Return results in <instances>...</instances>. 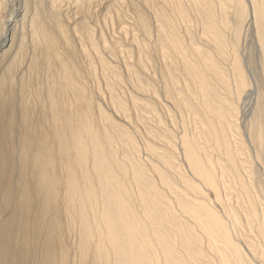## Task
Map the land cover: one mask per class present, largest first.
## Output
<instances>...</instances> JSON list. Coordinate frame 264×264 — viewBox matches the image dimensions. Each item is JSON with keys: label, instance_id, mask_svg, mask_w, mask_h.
I'll list each match as a JSON object with an SVG mask.
<instances>
[{"label": "rangeland", "instance_id": "rangeland-1", "mask_svg": "<svg viewBox=\"0 0 264 264\" xmlns=\"http://www.w3.org/2000/svg\"><path fill=\"white\" fill-rule=\"evenodd\" d=\"M151 1L0 0V182L10 176L11 187L14 189V185L21 184L24 179L22 175L25 170L21 166L26 154L24 147L26 144L31 145L29 139L34 136L29 130L30 126L24 123L32 114L25 106L30 104L31 110L35 107L39 112L38 108L44 107L47 104L45 102H48L43 100V93L46 90L48 93L49 90L44 86L47 84L49 87L51 82L53 85L54 79L51 80V77L55 75V78L58 75L65 78L67 76L68 85L73 86L71 88L72 94L76 96V104L83 109L80 111V108H76L79 111L76 112V117L79 119L75 122V127L80 131L83 128L81 132H76L75 138H82L83 129L89 125L87 122L90 120L91 127L88 126V129L97 126L100 131L94 132V137L90 135L92 138L89 136L88 141L98 139L99 144L107 147L102 149L98 145V148L97 141L93 140L91 143L94 146L91 148L93 144L88 142V148L93 150L91 159L88 155L87 167L96 176V182L93 180L95 184L92 187L90 183L89 189L90 194L96 197H92L95 202L93 204L98 205L99 219L96 227L111 228L116 264H132L133 261L127 228L132 230V239L142 238L152 248L156 247L151 240L152 235L154 238L157 236L162 243L168 241L173 250V258L169 264H183L180 260L182 258H186L190 264H230V261L223 263L218 256L226 254L223 245H220L223 244L222 239L216 238V234L205 227L207 223L204 220L208 222L210 217L201 210L203 203L227 225L233 243L242 251L241 264H246L243 258L247 259L248 264H254V259L255 264H264V12L261 10H264V2L213 0V3L212 0H204L200 4L195 2L193 11L196 15H192V11L188 12L189 15L186 13V1H189V5L193 1ZM14 18L15 22H8ZM35 42H45L50 48L45 44V49L40 47L39 51L43 49L40 53ZM45 52H48V59ZM17 54L20 55L21 64L17 73H14V81L8 91L4 85L6 68ZM39 54L44 57L40 55V58ZM60 54L62 58L58 56ZM52 57V61H56L52 62ZM62 69L65 71L61 72ZM25 70L26 79L20 82ZM72 77L75 80L79 77L80 81L85 82L81 83L78 79L77 82L74 80L73 85V79H70ZM84 86L86 97L91 95L87 99H82L84 94L81 98ZM38 96L41 98L38 99ZM90 109H93L92 115ZM41 111L39 114H42ZM34 117L40 127V118L36 115ZM20 124L24 129L19 128ZM79 124L82 126H78ZM215 128H219V133ZM216 137L225 142L216 140ZM77 140L74 139V144L80 146L74 148L73 145L74 150H71V155L65 154L62 165H68L72 159L76 163L75 167L83 171L86 167L79 168V165H85L81 151L85 143L78 140V144ZM183 141L194 143L192 145L198 150L200 160L208 163L211 174L218 180L219 186L221 184L220 188L224 187V191L221 189L222 202H218L214 193L195 175L187 161L188 156L185 157L188 155V145L186 144L185 149ZM100 149L105 150L104 152L107 150L111 156L106 153L108 159L102 158L104 152ZM225 149L226 152H223ZM74 151L75 160L72 156ZM37 156V153L32 155L33 158ZM109 159H112V164ZM65 160L69 162L65 164ZM113 163L118 175L114 173ZM64 165L61 168L64 172L60 170L63 182L60 188L64 191V197L57 194L55 202L59 211H63L58 232H64L69 224L71 227L73 220L77 222L75 220L76 215L77 220L80 216V207L84 206L83 209L86 210V204L82 200L84 196H81L87 195L86 188L80 184L78 188L74 180L68 183L69 175L67 166ZM42 169L39 168L41 171L37 177L39 187H45L46 184L45 170ZM1 171L9 176H1ZM6 181L3 184L5 190L0 191L1 195L4 192L5 197L9 190H6L9 187ZM200 187H203L204 190L201 189L204 194ZM196 189L197 192H202L201 195L195 192ZM72 193L78 194V201L73 198ZM119 195L126 196V199L122 200L123 197ZM4 196L1 198L5 201ZM42 198V209L46 208L45 215L48 194L44 192ZM72 199L77 202L78 210L76 215L71 216L72 220L69 216L68 222L71 223L67 226L68 218H64V215L69 214ZM130 199L133 202L128 206L127 201ZM224 203L236 214L235 231L230 228L224 215ZM212 205L214 209L211 208ZM85 210L81 211L78 220L79 224H86L82 234L78 235L81 237L78 239V246L83 247L82 237L87 246L92 242L96 247L95 264H103L108 257L107 248L103 237L95 238V232L88 225ZM249 211L255 212L254 217ZM79 252L82 256L83 249H79ZM145 256L147 264L150 252L147 251ZM91 260L89 263L94 264ZM48 262L49 260L44 264Z\"/></svg>", "mask_w": 264, "mask_h": 264}, {"label": "bare ground", "instance_id": "bare-ground-1", "mask_svg": "<svg viewBox=\"0 0 264 264\" xmlns=\"http://www.w3.org/2000/svg\"><path fill=\"white\" fill-rule=\"evenodd\" d=\"M193 1V4L191 3V5H189V1H186V13L188 12H191L192 11V15L196 13L193 11L194 10V3L196 2V4H200V3H203L205 2L204 0H190V2ZM215 1V0H214ZM214 1L212 0V2L214 3ZM218 2H220L219 0H217ZM223 1V0H222ZM150 2H152L150 0ZM234 2V0H233ZM243 2V0H242ZM241 2V3H242ZM264 2V0H263ZM177 3V2H176ZM257 3V2H255ZM207 4V3H206ZM216 4H218L216 2ZM198 6V5H197ZM203 7V6H202ZM256 7V5H255ZM205 8V7H203ZM257 10L258 9V6H257ZM263 12L264 10L261 9ZM259 10V12L261 11ZM20 12V11H19ZM194 12V13H193ZM255 13V12H254ZM190 15V13H188ZM194 15V16H195ZM187 21V20H186ZM9 23H12V22H15V18L14 20L10 19L8 21ZM36 33V32H35ZM35 35V34H34ZM42 35V34H41ZM40 35V36H41ZM6 36V35H5ZM36 36V35H35ZM45 36V35H44ZM39 37V36H38ZM42 39H44L45 41V38L43 37L42 35ZM47 40V39H46ZM36 41V40H35ZM48 41V40H47ZM38 42V40H37ZM35 42V44L37 43ZM46 42V41H45ZM45 42H42L41 43H37L38 44V51L40 50V47H44L45 49ZM49 42V41H48ZM50 43V42H49ZM34 44V45H35ZM33 45V46H34ZM47 45V44H46ZM51 45V44H50ZM37 46V45H36ZM35 46V47H36ZM48 48L49 47V44L47 45ZM55 46V45H54ZM54 46H51V47H54ZM34 47V48H35ZM47 48V47H46ZM47 48V49H48ZM5 49V48H4ZM55 49V48H54ZM22 51L24 50L23 48L21 49ZM36 50V48H35ZM33 50V51H35ZM49 50V49H48ZM46 50V51H48ZM59 50V49H58ZM56 49V51H58ZM5 51V50H4ZM25 51V50H24ZM52 52V50H50ZM49 51V52H50ZM55 51V50H54ZM36 52V51H35ZM40 53L43 52V49L42 51H39ZM50 52V53H51ZM4 53V52H3ZM17 53V51H16ZM20 53V52H19ZM24 53V52H23ZM46 54H44L45 56L47 55L48 52H45ZM49 53V54H50ZM54 54H56L55 52H52ZM60 53V52H59ZM21 54V53H20ZM34 54V53H33ZM58 54V53H57ZM41 54H39V57H40ZM44 55L42 57H44ZM23 56V55H22ZM32 56V55H30ZM50 56V55H49ZM54 56V55H52ZM57 56V55H56ZM55 56V57H56ZM61 57V54L58 55ZM29 57V56H28ZM40 57V58H42ZM59 57V58H60ZM24 58V57H23ZM31 58V57H30ZM37 59V57H34ZM32 58V59H34ZM38 58V60L40 59ZM47 58V56H46ZM45 58V60H46ZM54 57L51 58V61ZM58 58V57H57ZM62 58V57H61ZM22 59V58H21ZM27 59V58H26ZM35 59V60H36ZM44 59V58H43ZM48 59V58H47ZM56 59V58H55ZM34 60V61H35ZM63 60V59H62ZM33 61V60H32ZM37 61V60H36ZM44 61V60H43ZM48 61V60H47ZM50 61V62H51ZM53 61H56V60H53ZM52 61V62H53ZM42 62V61H41ZM40 62V63H41ZM51 62V63H52ZM64 62V60L62 61ZM43 63V62H42ZM49 63V61L47 62ZM56 63V62H55ZM21 64L20 62V55L17 54L14 59L11 61V63L9 64V66L6 68V73H5V77H4V85L8 88V91H9V87L11 86V84H13L12 82L14 81V73L17 71L18 69V66ZM25 64V63H24ZM44 64V63H43ZM53 64V63H52ZM60 64V63H59ZM64 64L65 66V63H62ZM100 64H101V61H100ZM41 65V64H40ZM47 65V64H46ZM50 65V63H49ZM56 65V64H55ZM48 66V65H47ZM22 67V66H21ZM28 67L30 68V66L28 65ZM53 67V65H52ZM58 67H60L58 65ZM24 68V67H23ZM28 68V70H29ZM66 68V67H65ZM20 69V68H19ZM48 69V68H47ZM61 69V68H60ZM19 71V70H18ZM31 72V70H29ZM28 71V73H29ZM60 71V70H59ZM62 71H65V70H61ZM24 72V71H22ZM20 72V73H22ZM47 72V71H46ZM45 72V73H46ZM52 72V70H51ZM55 72V71H54ZM60 72V73H61ZM17 73V72H16ZM56 73V72H55ZM71 73V72H70ZM68 73V76L69 74ZM74 73V72H73ZM72 73V74H73ZM26 74V70L25 72L23 73L22 75V78H21V81L20 82H24L25 81V75ZM71 74V75H72ZM29 75V74H28ZM49 74H47L48 76ZM56 76V75H55ZM55 76L51 77V80H53V85H52V82L49 81V83L51 82V85L49 87L47 86H44L45 89H48V93H46L45 91V94L43 93V100L46 99V101L48 102H45L47 104H45L44 107H40L38 108L39 109V112L40 110H42V114H39L38 110L34 109L35 107V104H34V108L33 110H31V108L29 107V105H24L25 102H23V106H25L28 111H32V114H30L29 116V119L28 121L26 120L24 123L28 126H30V132L33 133V137H30V141H31V145L30 146H27L28 144L25 145L24 149H25V152L26 154H24V157H23V163H21V166L23 167L22 170H25V174H21L23 176L24 179H22L21 181V184H15L14 185V189H12L11 186L12 185V178L9 176V178H4L2 181V183L0 182V184H2L0 186V191L3 189L5 190V188L3 187L4 185V182L6 181L9 185V187H7L6 190H8L7 194H6V197L4 196V192H3V196L5 198V201L2 197V195L0 194V199H2V201H0V264H44L46 263V261L49 260L48 264H91L89 263L90 259H92L94 261V256L96 254V247L95 245L92 244V242L90 244H86V242L84 241L83 237H82V244H83V247L82 248H79L78 246V235L79 233L82 234V230L85 228V225L86 224H82V223H78V220L81 216V211H84L85 209H83V207L80 211V216H78V220H77V215H76V211L78 210L77 209V202L71 201L70 199V204H69V211L68 212L69 214H67L65 211V214L68 215H64L65 217L64 218H68L66 219V221L68 222L69 220V216H74V214L76 215V220L77 222H74V220L72 221L73 224L72 226L70 227V224L71 223L70 221L67 223V226L69 224V227H65L64 229V232L63 230H61L60 232H58V227L59 226V223L60 220L62 221L61 217L63 216L61 214V212L63 211H59V206L56 207L55 206V202H56V197H57V194H62L64 191L60 188V184L62 182V179H61V176H60V173H62L60 170H64V169H61L62 166V162L64 161V156L65 154H68V155H71L72 151L71 150H74L73 149V145L74 148L77 146V144H74V139H78V140H83L81 141L84 145L82 146L83 149L81 151H83V156H82V159L84 160L83 164L85 165H82V163H80L79 165V168L81 166H84L86 168L82 169L83 171H80L79 169H77L75 166H76V163L75 161H72V159L70 160L71 163H68L69 161L68 160H65V164L66 162L68 163V165H64L67 166L66 168V171L69 175V180H68V183H70L71 180H74V182L76 183L77 187L79 186V184L82 186H84L86 188V193L87 195L85 196L84 194L81 195V196H84L82 200H84L85 204H86V210H85V213H86V216H87V222H88V225L89 227L91 228L92 231L95 232V238L96 239H99L101 237H103V243H105V246L107 248V252H108V257H107V260L105 262H103V264H116L115 263V252H114V240H113V234H112V231H111V228L109 226L107 227H104V226H101L99 229L96 227V223L99 219V216H98V205L96 207L95 202L94 201V196H92V193L90 194V183L93 187V185L95 184L96 182V176L93 175V170L92 169H89L88 166V158L90 156V159L92 158L91 157V153H92V150L91 148L94 146L93 143V140H96V139H93L90 141V137L91 136H95V133L98 129L93 126L92 129H88V126H90V120L87 122L89 125H87L86 127H84L83 129V135L81 137L82 138H78L79 136L76 137V132L80 131V130H77L76 129V123L78 121L79 118H77L76 116V108H80L78 110H83L81 109L80 106H78V104H76V101H75V94H72L73 93V89L71 87L73 86H70L68 85L69 83L67 82V76L66 78L64 76H60L58 75L59 77L55 78ZM72 76H75V75H72ZM17 77V76H16ZM15 77V78H16ZM21 77V76H20ZM24 77V78H23ZM33 77L32 75L30 76V78ZM44 77V76H43ZM46 77V75H45ZM77 77V75L75 76ZM74 77V78H75ZM28 78V77H27ZM30 78H29V81H30ZM49 78V76H48ZM73 77L70 78L71 80L73 79L72 81V84L74 85L73 82H75L76 80L79 79L80 81V78L78 77L76 80L74 79ZM32 79V78H31ZM36 79V77H34V80ZM69 79V80H70ZM40 80V78H39ZM46 80L47 82V79H44ZM75 80V81H74ZM82 80V79H81ZM28 81V80H27ZM42 81V79H41ZM40 81V82H41ZM39 82V83H40ZM77 82V81H76ZM81 83L82 82H85V81H80ZM29 83V82H28ZM38 83V82H37ZM80 83V84H81ZM27 84V83H26ZM36 84V82H34V85ZM79 84V83H78ZM21 84H19L20 86ZM24 85V84H23ZM29 85V84H28ZM38 85V84H37ZM42 85V84H41ZM45 85V84H43ZM77 85V83L75 84ZM83 85L86 86V84L83 83ZM25 86V85H24ZM27 86V85H26ZM80 87L82 85H79ZM78 86V87H79ZM83 88V91L81 93V98H82V94H84V98L82 99H87V96L86 97V90H85V87ZM88 86V85H87ZM2 87V85H1ZM28 87V86H27ZM31 87V86H30ZM40 87V86H39ZM75 87V86H74ZM79 87V88H80ZM26 88V87H25ZM32 88V87H31ZM19 89V88H18ZM43 89V88H42ZM10 90H11V87H10ZM27 90V89H26ZM30 90V89H29ZM33 90V89H32ZM37 90V89H36ZM44 90V89H43ZM82 90V88H81ZM13 91V89H12ZM32 92V91H31ZM44 92V91H43ZM80 92V91H79ZM19 93V91H18ZM23 93V92H21ZM40 93V92H39ZM77 93V92H76ZM8 94V92H7ZM33 94V92H32ZM103 94V93H102ZM9 95V94H8ZM18 95H21V94H18ZM30 95V94H29ZM28 94L26 95L27 97L29 96ZM23 96V95H22ZM33 96V95H32ZM37 96V95H36ZM42 96V95H41ZM75 96V97H74ZM91 96V95H90ZM89 96V97H90ZM30 97V96H29ZM39 97V96H38ZM34 98V97H33ZM36 98V97H35ZM41 97H39L38 99H40ZM22 99V97H21ZM25 99V98H24ZM91 99V98H90ZM93 99V97H92ZM32 100V99H31ZM37 100V98L35 99V101ZM42 100V101H43ZM78 100V99H77ZM28 101V100H27ZM34 101V102H35ZM91 101V100H89ZM93 101V100H92ZM31 102V101H30ZM83 102V101H82ZM88 102V101H87ZM20 103V101H19ZM41 103V102H40ZM80 103V102H79ZM89 103V102H88ZM39 104V103H38ZM84 104V103H83ZM85 104H87L85 102ZM90 104V103H89ZM88 104V105H89ZM37 105V103H36ZM40 105V104H39ZM38 106V105H37ZM88 109V107H87ZM86 109V110H87ZM25 111V109H23ZM85 110V111H86ZM91 110V109H90ZM89 110V111H90ZM93 110V109H92ZM90 111V114L93 112V111ZM98 110V108H97ZM88 111V110H87ZM79 112V111H78ZM77 112V113H78ZM99 112V111H98ZM24 113V112H22ZM84 113V112H83ZM89 113V112H88ZM101 113V112H100ZM80 114V113H79ZM89 114V115H90ZM99 114V113H98ZM103 115V113H101ZM25 115V113H24ZM34 115L38 116V118H40V127H38V122L35 120L36 117H34ZM85 115V113H84ZM92 115V114H91ZM90 115V116H91ZM82 116V115H81ZM87 116V115H86ZM98 116V115H97ZM96 116V117H97ZM22 117V116H21ZM24 118V116H23ZM84 118H86L84 116ZM100 118V117H99ZM25 119L26 118V115H25ZM24 119V120H25ZM77 119V120H76ZM88 116H87V120H88ZM91 119V118H90ZM85 120V119H84ZM37 122V123H36ZM98 122V121H96ZM95 122V123H96ZM23 123V124H24ZM86 123V124H87ZM91 123L92 120H91ZM24 124V126H25ZM78 124V123H77ZM82 126V124H79L78 126ZM95 125V124H94ZM98 125V124H96ZM99 126V125H98ZM20 127H23L19 126ZM101 127V126H100ZM83 128V127H82ZM82 128L81 131H82ZM96 130L94 131L93 129ZM99 128V127H98ZM24 129V127H23ZM79 129V128H78ZM216 129V128H215ZM214 129V130H215ZM218 129V133H219V128ZM216 129V130H217ZM77 130V131H76ZM215 130V131H216ZM80 131V132H81ZM100 131V130H98ZM22 132V131H21ZM29 132V133H30ZM104 130L102 131V134L104 135ZM214 132V131H213ZM221 132V130H220ZM100 135H101V132H99ZM99 133H96L99 134ZM22 134V133H21ZM94 134V135H93ZM213 134H217V133H213ZM91 135V136H90ZM102 135V136H103ZM90 136V137H89ZM101 137V136H100ZM92 138V137H91ZM103 138V137H102ZM101 138V139H102ZM105 138V136H104ZM219 138H220V135H219ZM219 138L216 137V140L218 141H221L219 140ZM222 138V137H221ZM21 140V139H20ZM77 142L76 143H80V142ZM100 140V139H99ZM105 140V139H104ZM189 140V139H187ZM22 141V140H21ZM97 141V146L98 145H101L100 147L103 149L104 148H107L106 146H102V144H99L100 142H98V139L96 140ZM102 141V140H101ZM190 141V140H189ZM224 141V140H223ZM223 141H221L223 143ZM90 142L91 143V148H88V145L87 143ZM95 142V141H94ZM185 143V145L183 146L185 148L186 144L188 145V147H186V151L188 155H185L188 156V159L187 161H189V163L191 164L192 168L194 169V173H196L195 175H197L198 177H200V179L203 181L204 184H206L207 188H209V191L213 192L214 195H215V198L216 200H218V202H222L221 201V189L222 191H224V187L223 188H220L219 186V183L216 181V179L213 177V175L211 174V171L210 169L208 168L207 164H205V162H202L200 160V157H199V153H198V150L195 149V147H193L192 144L194 143H189L187 141H183ZM225 142V141H224ZM2 143V142H1ZM7 143V142H5ZM27 143V142H26ZM218 143V142H217ZM216 143V144H217ZM89 144V143H88ZM225 144V143H224ZM104 145V143H103ZM3 146V144H2ZM80 145H78L77 147H79ZM96 146V147H97ZM224 146V145H222ZM17 147V146H15ZM99 148V146H98ZM183 148V149H184ZM227 148V147H226ZM81 149V148H80ZM100 149V150H102ZM222 150V148H220ZM224 149V147H223ZM77 150H79V148H77ZM90 150V151H88ZM227 149H225V151L223 152H226ZM103 152L105 150H102ZM101 151V152H102ZM21 152V151H20ZM75 152L74 151L73 153V158L75 157ZM88 152H90V154H88ZM102 152V153H103ZM22 153V152H21ZM20 153V154H21ZM35 153L38 154V156L36 158H33L32 155ZM79 153V152H78ZM81 153V152H80ZM107 150L106 152H104V154L102 155L103 157L102 158H105V159H108V156L107 155H110L107 153ZM229 153V152H228ZM19 154V155H20ZM23 154V153H22ZM21 154V155H22ZM89 155V156H88ZM228 155V154H226ZM230 157L233 156L231 154H229ZM111 156V155H110ZM109 158H112L110 157ZM22 157V156H21ZM67 157V156H66ZM71 157V156H70ZM69 157V158H70ZM77 157V155H76ZM84 157V158H83ZM107 157V158H106ZM227 157V156H226ZM234 157V156H233ZM232 157V158H233ZM228 158V157H227ZM63 159V160H62ZM68 159V158H67ZM22 160V158H21ZM75 160V158H74ZM82 160V161H83ZM103 160V159H102ZM231 160V159H229ZM228 160V161H229ZM106 161V160H105ZM112 161V159H109V162ZM104 162V161H103ZM107 162V165L110 166ZM105 163V162H104ZM188 163V162H187ZM10 164V163H9ZM110 164H112L110 162ZM114 164V163H113ZM211 165V163H209ZM74 165V166H73ZM115 166V164H114ZM190 166V167H191ZM5 167H7L5 165ZM43 168L42 170H45L44 171V174H45V178H46V184H45V187H39V183L37 181V177H38V174H39V168ZM210 167V166H209ZM112 168V166L110 167ZM211 168V167H210ZM114 169V168H113ZM1 170V169H0ZM3 170V169H2ZM9 170V169H8ZM21 170V171H22ZM115 174H119L117 173V169H116V166H115ZM12 171V169L10 170V172ZM19 171V172H21ZM95 171V170H94ZM192 171V170H190ZM3 174L1 176H7V175H4L6 172L4 170L1 171ZM23 172V171H22ZM64 172V171H63ZM9 173V172H8ZM12 174V172H11ZM41 174V173H40ZM234 174H237V173H234ZM15 174H13V177H14ZM25 175V176H24ZM21 176V178H22ZM43 176V175H42ZM215 176V175H214ZM238 176V175H236ZM235 176V178H236ZM16 177V176H15ZM20 177V176H19ZM41 177V176H40ZM119 177H122L119 176ZM124 177V176H123ZM2 178V177H1ZM18 178V177H17ZM17 178H16V181H17ZM42 178V177H41ZM125 178V177H124ZM234 178V179H235ZM43 179V178H42ZM123 179V178H122ZM1 180V179H0ZM44 180V179H43ZM93 180L95 182H93ZM125 180V179H124ZM195 180V179H193ZM19 181V179H18ZM236 181V180H235ZM45 182V181H43ZM197 182V181H196ZM243 183V182H242ZM63 184V182H62ZM73 184V183H71ZM236 184V183H235ZM38 185V186H37ZM44 185V183L42 184ZM70 185V184H69ZM126 186V184H124ZM123 185V186H124ZM192 185V184H190ZM197 185V184H196ZM72 186V185H71ZM63 188V186H61ZM127 187V186H126ZM192 187H194L192 185ZM248 187V186H247ZM67 188V187H66ZM70 188V187H69ZM68 188V189H69ZM79 188V187H78ZM83 188V189H85ZM123 188V190L125 191H128L127 189H125L124 187H121ZM128 188V187H127ZM203 189V187H200V189ZM205 188V187H204ZM64 189V188H63ZM199 189V190H200ZM199 192H197L198 189H196L195 192H197L199 195L204 194V189ZM211 189V190H210ZM243 189V188H242ZM250 189V187H249ZM45 190V191H43ZM72 190V188H71ZM75 190V189H74ZM97 190V189H96ZM122 190V189H120ZM195 190V189H194ZM63 191V192H62ZM77 191V190H76ZM46 192L48 194V199L46 201V205H48L47 207V213L45 212V215H44V211L46 208L42 209V205L44 206V198H42V194ZM66 192V191H65ZM78 192V191H77ZM82 192V191H81ZM249 192V191H247ZM251 192V191H250ZM68 193V192H67ZM85 193V192H83ZM120 194V191L118 192ZM128 193V192H127ZM125 193V195L127 194ZM245 193V191H244ZM243 193V194H244ZM70 195V193H68ZM73 194V198L75 200L78 201V194H75V193H72ZM129 194V193H128ZM206 194V193H205ZM227 194V193H226ZM248 194V193H247ZM64 194H62L63 196ZM80 195V194H79ZM94 195V194H93ZM124 195V193H123ZM198 195V196H199ZM241 195H242V192H241ZM46 196V195H45ZM66 196V195H65ZM68 196V195H67ZM122 200L127 196H121L119 195ZM129 196V195H128ZM131 196V195H130ZM129 196V197H130ZM207 196V195H205ZM246 196V195H245ZM248 196V195H247ZM64 197V196H63ZM71 197V196H69ZM94 197V198H92ZM208 197V196H207ZM244 197V196H243ZM133 198V197H132ZM131 198V199H132ZM251 198V197H250ZM60 199V198H59ZM64 199V198H63ZM126 199V198H125ZM130 199V201H127L128 202V206L131 205V202H133L132 200ZM202 199V197L200 198ZM249 199V197H248ZM12 200V201H11ZM46 200V199H45ZM80 200V198H79ZM207 200H209L207 198ZM242 200V199H241ZM245 200V199H244ZM63 201V200H62ZM205 201V199H204ZM225 201V199H224ZM248 201V200H246ZM251 201V199H250ZM68 202V201H67ZM124 202V201H123ZM126 202V203H127ZM210 202V200H209ZM215 202V200L213 201V203ZM253 202V201H252ZM62 203V202H61ZM65 203V202H63ZM79 203V202H78ZM97 203V202H96ZM125 203V202H124ZM212 202H210L211 204ZM243 203V202H242ZM247 203V202H246ZM245 203V204H246ZM254 203V202H253ZM201 204V203H200ZM221 204V203H220ZM249 204V202H248ZM63 205V204H62ZM81 206V204H78ZM91 205V206H90ZM93 205H95L93 207ZM247 205V204H246ZM66 206V205H64ZM135 206V205H134ZM210 206V205H209ZM220 206V205H219ZM249 206V205H248ZM89 207V208H88ZM200 207V206H199ZM222 207V205H221ZM201 208V207H200ZM213 208V205L212 207ZM239 208V207H238ZM64 209V207H63ZM83 209V210H82ZM92 213H91V211ZM214 209V208H213ZM232 209V208H231ZM237 209V207H236ZM235 209V210H236ZM62 210V209H61ZM201 210H204L205 214L208 215V217H210V220L208 222H205L204 220V223H207L205 224V227L208 229V231L210 232H213L214 235L216 234V238H220L222 239V243L223 244H220V245H223V249L225 251L226 254H228V256L226 254L224 255H218L220 257V260L225 263L226 261H230V264H241V257H240V251H239V247L237 248L235 246V244L233 243L232 239H231V234H230V231L227 227V225L221 220L219 219L218 217L214 216V212L213 214L211 213L210 211V207H208V205L206 203H203V209L201 208ZM216 210V209H215ZM239 210V209H238ZM249 210V209H248ZM252 210V207L251 209ZM241 211V210H240ZM239 211V212H240ZM60 212V213H59ZM76 212V213H75ZM79 212V211H78ZM223 212H224V215L226 216V219L228 220L229 224H230V228H232L233 230L235 228H237L236 226V214L235 213H232L234 211H231L230 208L226 207V204L224 203L223 204ZM252 216L254 217V214L255 212H252V211H249ZM201 213V212H200ZM203 213V211H202ZM216 213H218L216 211ZM60 214V215H59ZM62 215V216H61ZM216 215V214H215ZM221 215H223V213H221ZM223 215V216H224ZM85 216V214H84ZM199 217H202L200 214H198ZM218 216V215H217ZM207 217V216H206ZM205 218V217H204ZM73 219V217H71V220ZM75 219V217H74ZM65 220V219H64ZM63 223V222H62ZM64 223V224H65ZM62 224V225H64ZM79 224V225H78ZM61 225V224H60ZM66 225V224H65ZM62 228V227H61ZM64 228V227H63ZM60 229V228H59ZM231 230V229H230ZM127 233L129 234V238H130V244H131V250H132V257H133V261H132V264H138V263H141V264H146L145 263V260H146V252L149 251L150 252V256H149V262L147 264H169L170 263V260L173 258V250L169 247L168 245V241H165L162 243V241L156 236L154 238V235H152L151 237V240L152 242L156 245L155 248H152L149 244V242L145 241L144 239L142 238H138L136 240L132 239V230L130 229H126ZM235 231V230H234ZM261 232H263V230H261ZM68 233V234H67ZM136 234V233H135ZM137 235V234H136ZM149 235V234H148ZM82 236V235H81ZM150 236H151V233H150ZM81 238V237H80ZM148 238V237H147ZM150 239V238H149ZM66 240V241H65ZM80 240V239H79ZM220 241V240H218ZM94 243V242H93ZM110 243V245L108 246V244ZM242 245V244H241ZM81 247V246H80ZM89 247V248H87ZM79 249H83V252L80 254L79 252ZM82 251V250H80ZM245 251V250H244ZM242 252V251H241ZM248 253V252H247ZM159 254H160V258H159ZM242 254V253H241ZM244 255V254H243ZM249 255L251 256V254L249 253ZM230 256H231V259H230ZM64 257V258H63ZM245 257V256H243ZM246 258V257H245ZM252 258V257H251ZM91 260V261H92ZM182 260V263L183 264H190L189 261L186 259V258H182L180 259ZM232 260V262H231ZM243 261H246V264L247 263V259L244 260L243 258ZM255 263H256V260L254 259ZM254 263V264H255ZM264 263V262H263ZM94 264H95V261H94ZM258 264V263H257ZM261 264V263H260Z\"/></svg>", "mask_w": 264, "mask_h": 264}, {"label": "water", "instance_id": "water-1", "mask_svg": "<svg viewBox=\"0 0 264 264\" xmlns=\"http://www.w3.org/2000/svg\"><path fill=\"white\" fill-rule=\"evenodd\" d=\"M6 45H7V44H6ZM6 45H5V46H6Z\"/></svg>", "mask_w": 264, "mask_h": 264}]
</instances>
